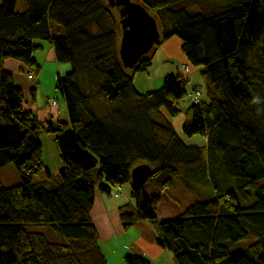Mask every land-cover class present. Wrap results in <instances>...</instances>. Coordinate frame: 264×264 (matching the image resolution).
Segmentation results:
<instances>
[{
	"label": "trees",
	"instance_id": "trees-1",
	"mask_svg": "<svg viewBox=\"0 0 264 264\" xmlns=\"http://www.w3.org/2000/svg\"><path fill=\"white\" fill-rule=\"evenodd\" d=\"M18 1L0 4V168L13 163L21 177L10 187L0 181V264H108L90 210L97 191L110 195L124 184L131 202L119 206L123 229L151 221L157 243L176 264H264V0H137L160 30L150 51L177 34L186 57L201 67L208 99L184 109L183 131L206 135L207 153L235 181L161 220L159 196L134 188L131 171L150 165L148 182L165 172L157 185L166 189L184 167L204 159L205 146L186 144L160 111L179 113L188 78L167 74L160 88L140 93L120 60L108 0H26L21 12ZM38 40H48L56 61L70 65L56 84L68 120L41 121L5 67L14 58L37 77ZM152 58L145 54L133 70L147 69ZM82 77L95 83V97L113 106L110 113L99 117L89 109ZM42 132L53 136L62 167L37 181L44 169ZM28 223L46 230H28ZM124 259L151 264L136 254Z\"/></svg>",
	"mask_w": 264,
	"mask_h": 264
},
{
	"label": "rangeland",
	"instance_id": "rangeland-1",
	"mask_svg": "<svg viewBox=\"0 0 264 264\" xmlns=\"http://www.w3.org/2000/svg\"><path fill=\"white\" fill-rule=\"evenodd\" d=\"M116 21L118 24V47L121 42L122 37V26L120 24V15L117 7H110ZM197 7H193L190 11H197ZM58 26V25H57ZM57 28L60 31L57 33H62L60 26ZM45 41L48 44V40H39ZM41 52L43 58L45 53L48 52L47 48L36 50V52ZM148 54H153L152 63L148 66L147 69L142 71H134L132 68L125 67L126 73L133 75L134 85L140 93H146L149 91L156 90L160 88L163 84L164 77L167 74H178L184 75L188 78L186 84V90L188 92L187 97L180 101V111L176 116H171L165 107H161L160 111L171 123L174 131L178 136H180L186 144L188 145H198L205 146L206 155L202 162L195 166L184 167L183 171L179 175L178 179L175 182L174 186H169L167 188L168 195H174L181 199V205H190L195 201L205 200L213 197L216 194V190H226L232 188L235 185L234 179L228 177L225 173L219 170V164L216 160V155L211 151L208 152V137L204 134H195L193 136H187L183 131V124L186 120V115L184 109L191 105V91L195 87H200L202 90V99L207 100L205 87L200 75V66L194 65L186 57L182 50V39L177 35L173 34L168 39L163 41L157 50L149 51ZM42 59L41 71L39 76V84L41 86L44 97L47 99L56 97L61 102L63 101V95L61 91L57 88V76L63 75L70 70L69 63H61L52 60ZM45 61V62H44ZM44 62V63H43ZM182 64H187L189 66V71L184 72ZM80 87L83 92L90 94V99L88 101V107L91 109L97 116L103 117L106 114L110 113L113 110V106L105 103L100 98L95 97L93 94L95 92V83L89 78L82 77L79 79ZM63 108V103H62ZM152 118H155V115L151 114ZM165 172L159 173L154 177V182L157 184L162 182L165 177ZM42 177V174L35 176V180H38ZM0 181L4 187H10L17 185L21 182V177L19 171L13 163H9L2 168H0ZM264 183V179L259 181V184ZM130 185L124 184L121 186L122 194L119 197L114 195V192L111 195L113 200L124 201L125 198L129 195ZM109 195V196H110ZM26 229L31 231H45L46 226L39 225L36 223L26 224ZM242 245V244H241ZM241 245L239 247H241Z\"/></svg>",
	"mask_w": 264,
	"mask_h": 264
},
{
	"label": "crops",
	"instance_id": "crops-1",
	"mask_svg": "<svg viewBox=\"0 0 264 264\" xmlns=\"http://www.w3.org/2000/svg\"><path fill=\"white\" fill-rule=\"evenodd\" d=\"M2 1L0 0V4ZM25 7L26 0H19L16 5V10L21 12ZM52 27L55 33L57 27L53 25ZM36 43L41 46L40 49L45 50L47 48L48 52L45 53L44 57L46 60L56 61L54 48L51 43L48 44L45 41L39 40ZM33 56L38 63L42 64L41 58L43 56L40 51H35ZM5 67L14 75L15 83L22 87L27 100L26 107L35 111L41 121L49 118L68 120V110L64 100L61 102L57 98L60 107L52 106L51 100L56 97L50 99L44 97L43 91L40 89L39 76L29 78L26 68L20 61L14 58L6 59ZM34 88L35 98L32 101L31 91ZM40 140L43 146L42 162L44 169L39 173L42 174V177L37 181L44 180L48 173L57 175L62 167L53 136L42 132L40 134ZM178 177L173 179L170 186L175 185ZM143 188L148 196L158 195L160 198L156 210L158 220L177 216L187 207V205H181L182 201L178 197L168 195L167 188L160 189L159 185L154 182L147 181L143 185ZM125 202H131L130 195L124 201L119 202L118 200H113L111 195L109 196L97 191L90 210L91 220L98 232L99 245L108 264H127L124 259L127 254L144 256L151 261V264H176L170 251L157 243L158 233L151 221L139 220L129 229H123L119 218V206Z\"/></svg>",
	"mask_w": 264,
	"mask_h": 264
},
{
	"label": "water",
	"instance_id": "water-1",
	"mask_svg": "<svg viewBox=\"0 0 264 264\" xmlns=\"http://www.w3.org/2000/svg\"><path fill=\"white\" fill-rule=\"evenodd\" d=\"M119 8L122 37L118 48L124 67L134 69L160 38L156 18L137 0H108ZM153 173L148 164H139L131 171V185L141 188Z\"/></svg>",
	"mask_w": 264,
	"mask_h": 264
},
{
	"label": "built area",
	"instance_id": "built-area-1",
	"mask_svg": "<svg viewBox=\"0 0 264 264\" xmlns=\"http://www.w3.org/2000/svg\"><path fill=\"white\" fill-rule=\"evenodd\" d=\"M182 67H183L185 73H187L189 71V69H190L187 64H182ZM27 72H28V77L29 78H32L33 75L28 70H27ZM201 95H202V90L200 88H194V89H192V91H191L192 102L194 104H200V102H201ZM51 104H52V106H55L57 108L60 107V103H59V100L57 98H53L51 100ZM121 194H122L121 187L119 186V187H117L115 189L114 195L116 197H119Z\"/></svg>",
	"mask_w": 264,
	"mask_h": 264
}]
</instances>
